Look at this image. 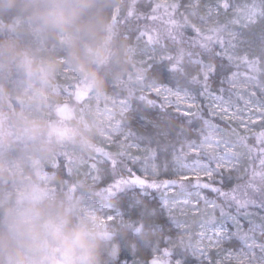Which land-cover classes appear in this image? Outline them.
I'll return each instance as SVG.
<instances>
[{"label":"clouds","instance_id":"obj_1","mask_svg":"<svg viewBox=\"0 0 264 264\" xmlns=\"http://www.w3.org/2000/svg\"><path fill=\"white\" fill-rule=\"evenodd\" d=\"M104 0H0V264H115L104 189L48 166L81 162L105 132L102 110L65 95V70L88 100L123 77L128 50ZM17 102L13 105L12 101ZM95 180V178H93Z\"/></svg>","mask_w":264,"mask_h":264},{"label":"trees","instance_id":"obj_2","mask_svg":"<svg viewBox=\"0 0 264 264\" xmlns=\"http://www.w3.org/2000/svg\"><path fill=\"white\" fill-rule=\"evenodd\" d=\"M207 1L209 0L173 1L171 6L174 10L173 18L177 20L181 17V20L187 22L182 25L184 33L195 34V31H192L194 27V29H199L197 32L199 35L212 31V29L213 31L218 29L226 35L220 29L222 26V29L225 27L229 29V26L224 25L226 19L217 26H211L209 23L203 24L205 20L218 18L209 17L208 13H204V4ZM259 1L262 13L264 12V0ZM231 2L235 6L241 4L242 0H231ZM104 4V11L111 22L115 38L126 46L130 61L127 66V74L123 77H116L114 82L112 77H108L109 83L104 97L121 98L127 102L128 110L123 116V124L129 133L128 140L125 142L136 144L139 148L144 147L141 148L144 151L136 150L135 154L148 155L159 171L156 176L149 177L160 179L165 176H173L172 173H169L171 168L165 166L166 162L185 148L186 143L198 141L200 131L208 126L204 123V120L207 119L205 100L200 95L204 86L202 67L215 63L216 71L208 84L211 90L216 93H219L223 88V95L229 97L237 95L235 87H230V83L241 81L244 78H255L258 82L257 88L261 85L264 86V15L260 13L249 23L247 28L237 29L243 43L238 44L235 51L238 56L245 57V59L229 63L216 55L220 51L218 42L209 46L198 43L183 47L176 45L175 41L171 39L153 38L138 25L134 18L128 17L127 9L130 8V0H104ZM165 5L167 6V3ZM148 7L149 4H137V10L142 12L150 10L151 7ZM66 72L65 70L64 76L59 80L65 86L64 94L71 96L75 86L73 85L69 91L67 84L71 81V76ZM230 72L236 74L234 79L224 81ZM138 75L142 78H137ZM150 82H158L175 90L191 92L202 106L201 115L193 116L189 120L171 109H161L158 105V98L152 92L147 93L141 90L143 84ZM149 101H156L157 105H153ZM89 102L93 103V100ZM12 103L13 105L17 104L15 100ZM215 123L222 127L224 121L216 118ZM195 129L199 131H194ZM245 137L246 139H242V143L244 146L250 147L253 140L257 139V133L245 135ZM106 147L115 157V164L111 159L95 155V158L89 157L90 159L87 156L88 161L83 165L86 170L92 168L97 171L95 175L98 178L95 177V180L89 183L94 182L101 189L111 185L118 178H126L127 167H132L134 171L137 166V163L132 164V161L123 152L124 150L115 149L114 145H106ZM126 148L128 149L127 146ZM256 159L257 154L252 152L247 157H241L231 173L217 177L216 186L224 191H229L246 184ZM83 166H81L82 171ZM56 169L60 170L63 179L70 181L76 179L77 163L74 159L67 156L62 157L59 161L50 164L47 170L54 171ZM195 185L187 183L177 190L191 192L196 189ZM201 191L209 201L215 202L217 216L223 218L232 213L239 220L242 228L241 233L243 230L244 232L252 230L253 226L264 232L263 202H260L263 206L249 203L246 207L240 208L232 200L221 198L217 192L211 189H201ZM94 199L119 211L124 218L122 224L109 221L117 228V234L113 241L118 248L115 264H150L153 260L155 263L160 261L159 264H169V257L161 251L165 247L174 249L171 256L172 261L180 260L181 264H196L190 258L187 245L182 244L183 241L170 245L172 238H178L179 234L173 229L175 221L168 216L164 209L165 196L161 191L133 185L115 190L111 194L104 193L103 197L98 196ZM219 208L223 209V214L220 213ZM241 240V235H237V241ZM156 253H160L162 257ZM215 261V258L212 257V259L199 264H215Z\"/></svg>","mask_w":264,"mask_h":264},{"label":"rangeland","instance_id":"obj_3","mask_svg":"<svg viewBox=\"0 0 264 264\" xmlns=\"http://www.w3.org/2000/svg\"><path fill=\"white\" fill-rule=\"evenodd\" d=\"M173 1L174 0H130V4H129L130 8L127 9L128 17L131 19L134 18L138 22V25L144 31L149 33L153 38L160 37L161 39H171L172 41H175L176 45H182L183 47L195 45L198 43H202L204 46H209L210 44L213 45L215 42H218L216 37L222 34L221 31L218 29L214 31L212 29V31L205 32L202 35H199L192 26L193 27L192 31H195V34L191 35L188 33H184L182 29L183 28L182 25H184V23L187 22L181 20V17L177 19L178 21L173 18L174 10L171 7L172 4L174 3ZM214 2L215 0H209L204 4L205 14L208 13L207 6L214 4ZM139 3L140 5L149 4L148 8L151 7L150 10L144 12H142L141 10H137V4ZM166 3L167 6L165 5ZM235 6H239L241 9H243L241 16L245 20L247 19L249 13H251L253 20L257 18L261 13V2L259 0H244V1L242 0L241 4ZM233 18H234V14L230 12L227 16L222 14L220 17L216 19L211 18L209 21L205 20L203 21V24L205 25L209 23L211 26H217L222 20L226 19L227 21L224 22V25L226 24L227 26H229V29H232L234 26L231 24V19ZM222 27H220L221 30ZM137 78H142V76L138 75ZM234 83L238 85V87H235V89L236 92L239 93V95L236 96L232 95L230 97L235 101V104L238 107L240 108L245 107L243 100L240 98L241 96L244 97L245 99H250L253 101L264 100V94H262L261 92V90L264 89V86L261 85L257 88L256 86L258 85V82L255 78L254 79L244 78L243 80L236 81ZM159 85L161 84L158 82H150L147 84H143L141 86V90L150 93L152 92L153 88ZM177 91H180L181 93L187 92L184 90L183 91L177 90ZM74 92H76V96L74 98L79 97L80 100L89 103L90 106L98 107L99 109L102 110L100 119L104 124L105 132L102 136L98 138L97 151L93 152L91 155H88V158L89 157L95 158V155H98L101 157H105L107 159H111L112 162L116 161L113 154H111L108 151V147H106V145H114L116 147L115 149H120L121 151L124 150L123 151L124 153H131L133 155H139L141 157V160L137 162L136 169L134 170V172L137 175L143 174V168H142L143 166L146 167L148 176H156L157 173L159 172L158 168L153 164V162H151L148 155H143V153L135 154L137 150L135 147L128 149L126 148V146L129 145V143L125 142L126 140H128L127 136L129 132L128 129L126 130V127L123 124V116L125 112L128 110L127 102H125L121 98L113 99L110 97L103 96L98 100L93 99V103H92L89 102L86 93H79V91L76 88L73 91V93ZM187 93L194 97V95L191 92H187ZM253 93H255V96H253ZM224 97L225 99L229 98V96L226 95H224ZM205 105H206V101H205ZM248 114H249L248 111L245 110L242 113V116L245 117L246 119ZM222 125L223 126L220 127V129H223L224 132L227 133V138L231 140L233 145V151L238 155L239 159L241 157L249 156V153L251 152L253 154H257V159L252 168L251 176L248 182L242 185L241 187L234 189L235 195H237L242 200H247L249 203H252L253 205L263 206L260 202L264 203V163H262V161H264V140L261 141V139L257 138L253 140V143L252 145H250V147L246 145L244 146V144L242 143V139L243 140L244 138L246 139L245 135H254L255 133L258 134L260 130L257 127L251 128V126L250 129H245L243 127H238V125L235 123H226L225 121L224 124ZM233 129L237 130L238 135H233L232 133ZM200 132L201 134L198 141L195 142L190 141L189 143H186L185 148L174 154L172 158L168 162H166L165 166L166 167L169 166L171 168L169 173L175 175V173L177 172L184 173L189 170H195L202 167L205 162L209 161L208 154H206L202 148L200 149L198 156L194 154L193 149L199 148L201 144L216 145L218 141L222 142L223 137L219 136L217 134V130L211 128L210 126H205L204 129L201 130ZM131 145L137 146L136 144H131ZM141 148L144 147L142 146ZM87 161H88L87 156L81 162L76 161L77 163L76 179L87 180L88 182H92L94 181L93 178L95 177L98 178V176L95 175V173L97 174V171L92 168L86 170L84 168L85 166L83 165ZM238 162L239 160L237 161V163ZM81 166H83L84 168L83 171ZM188 183L196 184L197 178L193 176V180ZM133 185L135 184L122 185L120 188L130 187ZM109 186L103 188L105 190L104 191L105 194H110L108 191ZM136 186L142 187L139 185ZM183 186L184 184L181 187ZM115 190L118 189H114L113 191ZM196 190L197 189L191 192H179L177 190L179 193H181V195L178 196L177 199H184L186 194L193 193ZM94 200L95 202H97L98 206L107 209L105 218L108 220V222L114 221L116 224L123 223L124 218L121 216V213L119 211L109 207L108 205L96 201V199ZM183 208H184L183 205L177 208L176 214L178 219L180 221H183L189 227L195 226L198 222H200L204 218L206 214L213 211V209L209 208L203 202L197 205L196 212H193L192 206L189 205L186 209H184L183 215H181L180 212L181 209ZM250 218L253 219L252 216H250ZM210 227L212 229H222L226 233L225 239L223 240V249L225 251H231L233 253H239L242 251L248 252L249 248L247 245L249 239L255 241L258 244L264 245V232L262 230H257L255 226L252 227V230H245V232L243 230V233L248 234V239H242L241 241H237V235H233V233L238 231L242 232V228H241V223L239 222L238 219L235 218V216L232 213L226 215L223 218L217 216V220ZM173 229L179 234V237L174 239L172 238V240L170 241V245L172 246L177 244L178 241H183L182 244L187 245L190 258L194 260L193 263L199 264L201 262L212 259V257L215 258V260H217L218 253L215 251L210 252L207 255V257L193 254V251L189 249V245L194 241L195 237L187 232L186 233L178 232V227L176 222L173 224ZM156 254L159 257H162L160 253H156ZM255 255L257 258V262L259 264V261L261 260V257L264 256V253H261L259 249H256ZM159 263L160 261L156 262L155 264H159ZM226 263L228 262L226 261Z\"/></svg>","mask_w":264,"mask_h":264},{"label":"snow or ice","instance_id":"obj_4","mask_svg":"<svg viewBox=\"0 0 264 264\" xmlns=\"http://www.w3.org/2000/svg\"><path fill=\"white\" fill-rule=\"evenodd\" d=\"M208 16L220 17L222 14L227 16L229 11L234 14V18L231 19V24L234 26L232 29L225 27L222 29L223 33L216 39L218 40L220 51L216 55L229 63H235L236 61L244 60L245 57L238 56L236 54V48L238 44L243 43L240 40V33L238 28H247L249 23L253 21L251 13L248 14L247 19L242 18L241 13L243 9L239 6H234L231 0H215L214 4L207 6ZM264 15V12L261 13ZM199 32V29H195ZM203 63V62H201ZM216 71L215 63H210L202 67V79L204 86L201 89L200 95L206 101L207 119L204 120L205 125L217 130V134L222 136V142L218 141L216 145L213 144H201L199 148L193 149L194 154L199 155L200 149L208 154L209 161L205 162L202 167L189 170L184 173L177 172L173 176H165L160 179L149 177L147 174L146 167H143V174L137 175L132 167H127L128 176L127 178H120L115 180L109 186V193L114 189H119L122 185H139L150 189L161 191L164 196V207L167 211L168 216L176 222L178 232L190 233L195 237L194 241L189 245V249L193 251V254L198 256L207 257L210 252H217L218 258L215 264H258L255 255V250L259 249L261 253H264V245L258 244L255 241L249 239L248 241V252L233 253L231 251H225L223 249V240L225 239L226 233L222 229H212L210 226L217 220L216 204L213 201H209L202 193L201 189H211L217 192V194L225 199L232 200L238 207L244 208L249 202L247 200L240 199L235 195V190L224 191L216 186L215 181L218 176L224 175L225 173H231L237 166L239 160L238 155L233 151V145L230 139L227 138V133L223 129H220L219 125L215 123V119L218 117L220 120L226 123H235L238 127L245 129L256 128L260 129L257 134V138L264 140V100L253 101L240 97L244 102V108H240L235 104V101L229 97L225 99L222 88L219 93L213 92L208 84L212 75ZM234 72L228 73L225 80L232 81L235 77ZM230 87H238L235 83H230ZM71 91L72 86H68ZM264 94V89L261 90ZM152 94L158 98V105L161 109H171L173 112L178 113L187 119H191L193 116H200L202 106L196 102L195 98L189 95L187 92L181 93L180 91L174 90L171 87L159 85L152 89ZM239 95V93H237ZM255 96V93H253ZM153 105H157L156 101H149ZM195 109L196 111H193ZM247 110L248 116H242V113ZM194 131H199L195 129ZM233 135H238L236 129L232 130ZM128 148L135 147L137 151H144L135 145H127ZM150 151V150H149ZM132 164H136L141 160L140 156L125 153ZM116 162L113 161V164ZM264 163V161H262ZM193 176L197 178L195 185L196 191L193 193L186 194L184 199H177L181 195L177 191L183 184H186L193 180ZM203 202L209 208L213 209L212 212L206 214L204 218L198 222L195 226L189 227L183 221H180L176 214V209L181 205L184 206L181 209L180 214L183 215L184 209L189 205L192 206L193 212L197 211V205ZM220 213L223 214V209L219 208ZM233 235H241L242 239H248L247 233L235 232ZM164 254L169 257V264H181L180 260L172 261L171 256L174 251L173 248L165 247L161 250ZM150 264H155V260L151 261ZM259 264H264V256L261 257Z\"/></svg>","mask_w":264,"mask_h":264},{"label":"water","instance_id":"obj_5","mask_svg":"<svg viewBox=\"0 0 264 264\" xmlns=\"http://www.w3.org/2000/svg\"><path fill=\"white\" fill-rule=\"evenodd\" d=\"M76 98L80 99L79 97H76Z\"/></svg>","mask_w":264,"mask_h":264}]
</instances>
